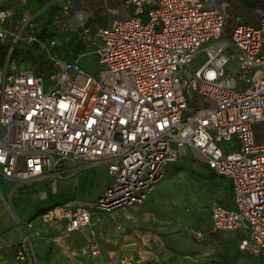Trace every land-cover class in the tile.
<instances>
[{"label":"built area","instance_id":"built-area-1","mask_svg":"<svg viewBox=\"0 0 264 264\" xmlns=\"http://www.w3.org/2000/svg\"><path fill=\"white\" fill-rule=\"evenodd\" d=\"M118 1L126 16L103 27L62 25L89 52L73 60L50 56L51 70L41 73L13 69L9 58L24 31L8 30L9 14L0 9V44L14 37L0 67V181L60 177L66 162L105 166L113 181L93 204H55L41 215L74 232L100 213L142 205L189 147L231 186L233 207L211 206L209 233L240 232L238 248L260 255L264 142L256 127L264 124V13L256 26L238 23L225 38L228 13L215 0ZM90 54L98 65L93 75L78 65ZM199 56L205 60L193 69ZM194 237L204 239L199 231Z\"/></svg>","mask_w":264,"mask_h":264},{"label":"rangeland","instance_id":"rangeland-1","mask_svg":"<svg viewBox=\"0 0 264 264\" xmlns=\"http://www.w3.org/2000/svg\"><path fill=\"white\" fill-rule=\"evenodd\" d=\"M215 1L224 4L228 13L229 20L223 33L225 38L229 37L231 29L238 23L256 26L261 13L264 12V5L250 9L239 0ZM9 4H15L16 9L14 10L16 11L13 15L10 14L6 24L7 29L13 33L20 32L22 29L24 31L22 40L14 45V52L9 58L10 61L13 53L17 56L15 60L10 61L14 70L26 67L35 69L41 63L46 62L47 64L50 56L64 54L67 50L75 54L74 58L83 53H88L87 48L83 50V45L80 43L83 42L82 40L76 41L71 37L70 31L61 29L64 24L72 30L79 28L82 24L103 27L113 17L126 16L118 0H87V2L86 0L82 2L74 0L68 6H65L60 0L53 4L50 0H7V5ZM64 11H66L67 16L63 15ZM29 36L35 39L33 43L26 42ZM13 39L14 37L9 39L10 47L13 46ZM51 42H55V45H52ZM35 44L39 45L36 50L37 53L32 51ZM30 51L39 58L34 56L25 59ZM60 56L64 57L65 55ZM5 57L7 60L8 53ZM204 60L203 56H199L193 62L192 68L197 69ZM78 65L91 75L98 70L96 60L91 54L82 58ZM256 139L264 142V124L256 127ZM222 147L226 146L222 145ZM80 165L90 166L83 163L66 162L60 168L62 172L60 177L54 176L45 179L64 180L67 183L69 177H74L77 174ZM170 168L171 174L180 176L183 180L195 179L199 181L213 175L207 169L203 157L198 152L191 153L188 151L184 156L178 157ZM42 182L44 179L19 184L7 180L0 181L1 256L14 255L20 259H32L35 250L32 235L34 230L31 227L38 220H41L40 215L43 212V206L53 204L56 196L50 192L49 188L47 190L41 189L43 195L41 193L37 197L22 190L24 187L31 190L37 189L40 185L42 186ZM70 192L71 190H66L61 194V198L68 199ZM77 199L83 202L89 201L85 197ZM69 202V200L65 201V203ZM201 209L206 210L205 207ZM199 210L197 209L196 212ZM99 215H103V213ZM199 229H195V232L207 231L206 227L200 226ZM144 251L158 255L164 264H264V251L258 256L242 252L234 238L231 242L222 241V244L220 242L217 244L216 239L209 236L200 243L194 234L191 237L185 234L182 239H173L171 243L154 242L152 246L144 247Z\"/></svg>","mask_w":264,"mask_h":264},{"label":"crops","instance_id":"crops-1","mask_svg":"<svg viewBox=\"0 0 264 264\" xmlns=\"http://www.w3.org/2000/svg\"><path fill=\"white\" fill-rule=\"evenodd\" d=\"M0 9L7 10L10 17V14L15 13L16 5H7V0H0ZM188 151L198 152L186 147L179 157ZM170 166L171 164L165 168L163 179L156 184L142 205L103 213L97 221L93 219L88 226L74 232H69L64 222L45 223L42 219L38 220L31 227L34 230L32 235L35 250L32 259L0 255V264H110L120 258H131L136 264H149L154 258L161 260L158 255L144 251V247L152 246L158 241L163 244L171 243L173 239H182L185 234L191 237L195 229L200 230V226L207 228L202 233L203 241L209 236L214 237L217 244H222V241L231 242L233 238L237 242L242 239L244 235L240 232L209 233L211 206L220 204L225 208L233 207L229 181L208 168L213 174L210 177L199 181L183 180L182 177L171 174ZM67 180L66 183L64 180L44 179L42 186L37 189L24 187L22 191L37 197L49 188L56 196L55 202L43 206V212L55 204L87 207L110 186L113 178L105 166L80 165L77 174ZM66 190H71L66 199L69 203L61 198ZM82 197L89 201L77 199ZM204 207L206 210L201 209ZM197 209H200L199 212H196ZM94 248L97 249L95 256L91 255ZM7 250L9 251L8 248Z\"/></svg>","mask_w":264,"mask_h":264},{"label":"trees","instance_id":"trees-1","mask_svg":"<svg viewBox=\"0 0 264 264\" xmlns=\"http://www.w3.org/2000/svg\"><path fill=\"white\" fill-rule=\"evenodd\" d=\"M242 4H244L246 7H248V8H250V9H256L257 7H259L260 5H264V0H239ZM262 13H264V12H262ZM261 13V14H262ZM107 24V23H106ZM242 24H245V23H242ZM245 25H249V24H245ZM105 26V25H104ZM253 26V25H252ZM71 37L73 38V39H75L76 41H79V39H78V37L76 36V35H72L71 34ZM81 43V45H83V50H85V48H87V44L86 43H84V42H80ZM9 43H7V44H0V65H4V62L6 61V55H7V53H8V49H9ZM34 49H32V51H34L35 53H37L36 52V50L38 49V47H39V45H37V44H35L34 45ZM68 49V48H67ZM88 49V48H87ZM14 52V51H13ZM35 53H32L31 51L30 52H28V55L25 57V59H30L31 57H37V58H39V56H36V54ZM66 53V54H65ZM64 54H59L58 56H60V55H65L64 57H62V56H60V57H62V58H64V59H69V60H73V59H75L73 56H75V54H73L72 53V51H68L67 50V52H65ZM17 58V56H15L14 55V53H13V55H12V57H11V59H10V61L11 60H15ZM23 69H26V70H31V71H34L35 73H41V72H43V71H45V70H51V62H50V60L48 59V62H47V64H46V62L45 63H41L40 65H39V67L37 66L35 69H33V68H29V67H26V68H23ZM244 237V236H243Z\"/></svg>","mask_w":264,"mask_h":264}]
</instances>
